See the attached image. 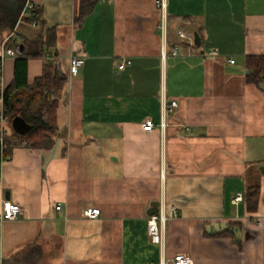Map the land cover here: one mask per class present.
<instances>
[{
	"label": "crops",
	"instance_id": "crops-1",
	"mask_svg": "<svg viewBox=\"0 0 264 264\" xmlns=\"http://www.w3.org/2000/svg\"><path fill=\"white\" fill-rule=\"evenodd\" d=\"M28 2L42 10L44 39L57 37L29 61V84L46 63L68 83L54 145L0 159V211L7 200L22 208L0 224V264L35 243L44 264H173L179 253L193 264H264V81L249 83L245 63L264 56V0H97L82 17L81 0ZM21 24L0 32V114L14 79L5 43L40 32ZM74 57L85 60L75 76ZM154 203L163 247L148 234Z\"/></svg>",
	"mask_w": 264,
	"mask_h": 264
},
{
	"label": "trees",
	"instance_id": "trees-1",
	"mask_svg": "<svg viewBox=\"0 0 264 264\" xmlns=\"http://www.w3.org/2000/svg\"><path fill=\"white\" fill-rule=\"evenodd\" d=\"M97 0H81L79 15L85 16L91 12ZM28 0H0V32L15 33L21 23L40 29L37 38L32 42H16L9 38L6 49L15 52L14 79L3 91L4 121L12 127L15 117L23 118L31 130L25 135L13 131L9 136L0 128V159H10L13 147L25 146L32 149H48L55 143L59 135L57 127V112L62 98L65 96L68 74L59 69L57 63H46L43 73L33 84L28 81V65L31 59L43 57L46 47L57 41L56 34L49 32L44 39V18L42 10L33 7L26 10ZM25 11V12H24ZM23 45V50H20ZM1 61V59H0ZM247 81L259 84L264 81V56H248L245 60ZM251 210L258 203V187L248 191ZM224 234V233H223ZM227 234V233H226ZM45 251L41 244H31L19 252L6 258L2 264H44Z\"/></svg>",
	"mask_w": 264,
	"mask_h": 264
},
{
	"label": "built area",
	"instance_id": "built-area-1",
	"mask_svg": "<svg viewBox=\"0 0 264 264\" xmlns=\"http://www.w3.org/2000/svg\"><path fill=\"white\" fill-rule=\"evenodd\" d=\"M157 4L162 9L165 8V4L163 2L157 1ZM32 8H33V5L30 2H28L26 7H25V11L31 10ZM182 36L184 37V34H182ZM5 53L9 57H15V52L12 49H6L5 48ZM172 54L174 56L177 55V49L176 48L173 50ZM214 54H216V51ZM163 57H165L164 54H163ZM3 61H4L3 59H1V61H0V73L2 71ZM84 63H85V60L82 57L72 58L71 64H70V74L73 76L77 75L79 68L82 67L84 65ZM230 63L234 64L235 60H230ZM131 64H132L131 60H124L119 65V69L123 70L125 67L130 66ZM176 106H177V102L171 103L172 108L176 107ZM4 122H5L4 121V115L2 113V114H0V128H1L2 132L5 129L4 128ZM154 127H155V124L152 120H146L142 124V129L145 132H151L154 129ZM0 141L1 142L3 141V137H1ZM241 200H242V195L239 194L235 201L239 202ZM56 210L60 211L61 207L58 205L56 207ZM21 214H22V208L19 205L15 204L9 200L4 201L3 205H2V209L0 211V224H2L4 221L16 220L17 218H19V216ZM83 215L86 218H97L101 215V210L98 208H86L83 212ZM164 222H165V218L160 213L149 216V218L147 220L148 234L151 237L152 242L154 244L161 246V247H163V245H164V230L162 227V224ZM173 264H193V259L191 256H189L187 254L179 253L173 258Z\"/></svg>",
	"mask_w": 264,
	"mask_h": 264
},
{
	"label": "water",
	"instance_id": "water-1",
	"mask_svg": "<svg viewBox=\"0 0 264 264\" xmlns=\"http://www.w3.org/2000/svg\"><path fill=\"white\" fill-rule=\"evenodd\" d=\"M196 43L200 45L199 37L196 36ZM20 50H23V45H21ZM13 130L19 135H25L31 130V126L27 124V122L21 117H15L12 121ZM264 170V167H263ZM160 211V204L154 203L152 204V209L149 212L150 215L158 214Z\"/></svg>",
	"mask_w": 264,
	"mask_h": 264
},
{
	"label": "rangeland",
	"instance_id": "rangeland-1",
	"mask_svg": "<svg viewBox=\"0 0 264 264\" xmlns=\"http://www.w3.org/2000/svg\"><path fill=\"white\" fill-rule=\"evenodd\" d=\"M26 28H28V26L26 27V25L23 23V24H21V26H20V29H19V32H23L24 31V29L26 30ZM24 33V32H23ZM4 128H5V130H6V132H7V134L9 135V136H11V135H13V128L10 126V124L9 123H7V122H5L4 123Z\"/></svg>",
	"mask_w": 264,
	"mask_h": 264
}]
</instances>
